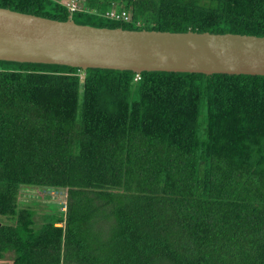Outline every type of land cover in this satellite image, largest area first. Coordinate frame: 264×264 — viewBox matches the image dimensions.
Listing matches in <instances>:
<instances>
[{"label": "trees", "instance_id": "obj_1", "mask_svg": "<svg viewBox=\"0 0 264 264\" xmlns=\"http://www.w3.org/2000/svg\"><path fill=\"white\" fill-rule=\"evenodd\" d=\"M0 7L95 27L264 36V0ZM134 75L0 61V259L264 264V75ZM31 186L64 190V210L37 224L19 198Z\"/></svg>", "mask_w": 264, "mask_h": 264}, {"label": "water", "instance_id": "obj_2", "mask_svg": "<svg viewBox=\"0 0 264 264\" xmlns=\"http://www.w3.org/2000/svg\"><path fill=\"white\" fill-rule=\"evenodd\" d=\"M0 61L264 75V36L95 27L0 7Z\"/></svg>", "mask_w": 264, "mask_h": 264}, {"label": "rangeland", "instance_id": "obj_3", "mask_svg": "<svg viewBox=\"0 0 264 264\" xmlns=\"http://www.w3.org/2000/svg\"><path fill=\"white\" fill-rule=\"evenodd\" d=\"M26 188H28V191H22L19 198L21 201H26L25 204H28L35 209V221L37 224L40 223L41 215L44 212H49V210L56 212L58 210V204L64 201L65 198V192L61 189L44 188L38 186ZM49 191L53 193L49 194ZM9 259L10 253H7L4 259H0V264L8 263Z\"/></svg>", "mask_w": 264, "mask_h": 264}, {"label": "built area", "instance_id": "obj_4", "mask_svg": "<svg viewBox=\"0 0 264 264\" xmlns=\"http://www.w3.org/2000/svg\"><path fill=\"white\" fill-rule=\"evenodd\" d=\"M59 2L65 6V8L67 9V11L69 13L74 12L75 10L80 8V0H59ZM108 16L115 18V19H122V20H127L128 19V14L124 11L121 10L119 12H116L114 9H112L111 11L108 12ZM139 78L138 73H135L134 75V80H137ZM52 194L53 192L49 191V194ZM65 197V195H64ZM61 210H64L65 208V201L61 202Z\"/></svg>", "mask_w": 264, "mask_h": 264}, {"label": "crops", "instance_id": "obj_5", "mask_svg": "<svg viewBox=\"0 0 264 264\" xmlns=\"http://www.w3.org/2000/svg\"><path fill=\"white\" fill-rule=\"evenodd\" d=\"M27 196H28V194H27ZM56 225H59V224H56Z\"/></svg>", "mask_w": 264, "mask_h": 264}]
</instances>
